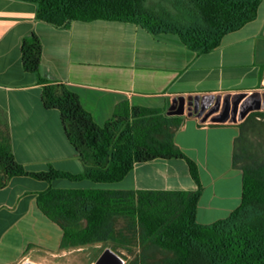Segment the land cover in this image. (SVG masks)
I'll return each mask as SVG.
<instances>
[{
    "label": "crops",
    "instance_id": "obj_1",
    "mask_svg": "<svg viewBox=\"0 0 264 264\" xmlns=\"http://www.w3.org/2000/svg\"><path fill=\"white\" fill-rule=\"evenodd\" d=\"M36 12L34 4L0 0V132L8 130L17 161L31 172L50 167L84 171L60 112L46 109L43 85L24 69L22 44L35 33L43 45L41 76L76 92L101 127L125 101L167 109L169 115L184 100L185 114L175 116L183 124L174 140L198 165L200 181H194L183 159L137 164L109 189L90 180L46 183L15 177L0 189V264H41L66 250L63 230L37 205L38 195L49 188L199 192L197 219L206 225L241 205L244 173L242 164H234V154L238 140L248 135L247 120L264 112V2L253 22L203 55L188 49L178 35H152L135 24L102 20L58 29L37 21ZM252 97H259L258 105L240 120L242 105ZM205 98L221 103L211 104L201 117L190 116L191 105L201 110ZM227 99H237V108L234 102L225 106Z\"/></svg>",
    "mask_w": 264,
    "mask_h": 264
},
{
    "label": "trees",
    "instance_id": "obj_2",
    "mask_svg": "<svg viewBox=\"0 0 264 264\" xmlns=\"http://www.w3.org/2000/svg\"><path fill=\"white\" fill-rule=\"evenodd\" d=\"M36 5V19L58 29L77 21H114L142 27L152 35H178L197 55L218 49L225 36L237 32L258 15L264 0H16ZM43 45L37 34L24 40V69L38 76L47 110L59 111L66 135L84 171L79 174L50 167L31 172L12 151L8 130L0 132V189L15 177L52 183L90 180L97 184L122 181L137 164L183 159L199 184L196 162L175 144L183 124L167 109L120 103L101 127L79 95L65 84L40 73ZM264 121V113L248 120ZM246 136L236 145L234 164L244 173L241 205L227 218L212 224L197 219L200 193L184 190H69L49 188L37 197L45 216L63 230L62 247L111 242L143 247L142 264H264V162L246 156ZM125 221L123 227L120 220ZM151 253L149 255L147 253ZM161 253V259H155ZM138 264V263H137Z\"/></svg>",
    "mask_w": 264,
    "mask_h": 264
},
{
    "label": "rangeland",
    "instance_id": "obj_3",
    "mask_svg": "<svg viewBox=\"0 0 264 264\" xmlns=\"http://www.w3.org/2000/svg\"><path fill=\"white\" fill-rule=\"evenodd\" d=\"M151 3L166 5V2L163 0H151ZM248 125L250 128L247 130L248 135H246L247 143L245 144V148L247 152L245 154L248 158L252 159L251 161L264 162V121L254 119ZM99 186L109 189L113 186V183H105ZM124 225L125 221L121 219L119 226L123 227ZM106 250H111L120 256L125 261V264H142L141 254L143 247L136 244L130 248H126L111 242L69 247L62 252L60 257H53L47 261H43L41 264H97L99 258ZM147 254L152 255L150 252ZM154 257L155 259H161L162 254L155 253ZM153 263V260H147L146 264Z\"/></svg>",
    "mask_w": 264,
    "mask_h": 264
},
{
    "label": "water",
    "instance_id": "obj_4",
    "mask_svg": "<svg viewBox=\"0 0 264 264\" xmlns=\"http://www.w3.org/2000/svg\"><path fill=\"white\" fill-rule=\"evenodd\" d=\"M199 105L201 107L198 108V106L195 105H191V107L189 108L190 111V116H193L195 114H198L200 117L204 114V112L206 111V109L211 105H205L204 101L202 100V102H199ZM185 102L184 100H182V105L181 107L173 112H170L169 115L170 116H177V115H184L186 112V108H185ZM261 106H259L260 108ZM200 111V112H199ZM250 112V110L246 111L244 114L241 115L240 120H243L246 115ZM97 264H125V261L118 256L117 254H115L113 251L111 250H106L102 256L99 258Z\"/></svg>",
    "mask_w": 264,
    "mask_h": 264
},
{
    "label": "flooded vegetation",
    "instance_id": "obj_5",
    "mask_svg": "<svg viewBox=\"0 0 264 264\" xmlns=\"http://www.w3.org/2000/svg\"><path fill=\"white\" fill-rule=\"evenodd\" d=\"M203 101H204L205 105L214 104V103H217V105H220V103H221V99L217 100V99H212V98H205V99H203ZM225 101H226L225 106H229L233 102H234L235 109L238 106L237 99H234L233 102L230 99H227ZM258 102H259V97H252V98L248 99L242 105V107L240 109V115L244 114L250 107H254V106L258 105Z\"/></svg>",
    "mask_w": 264,
    "mask_h": 264
},
{
    "label": "built area",
    "instance_id": "obj_6",
    "mask_svg": "<svg viewBox=\"0 0 264 264\" xmlns=\"http://www.w3.org/2000/svg\"><path fill=\"white\" fill-rule=\"evenodd\" d=\"M19 264H36V263L31 262V261H29V260H25V261H23V262H21V263H19Z\"/></svg>",
    "mask_w": 264,
    "mask_h": 264
}]
</instances>
